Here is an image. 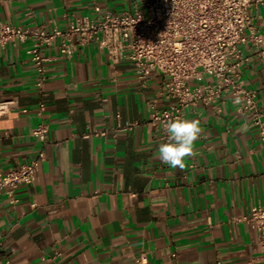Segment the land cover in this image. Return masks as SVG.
I'll list each match as a JSON object with an SVG mask.
<instances>
[{
    "label": "crops",
    "instance_id": "1",
    "mask_svg": "<svg viewBox=\"0 0 264 264\" xmlns=\"http://www.w3.org/2000/svg\"><path fill=\"white\" fill-rule=\"evenodd\" d=\"M96 3L121 12L134 0H0V24L65 30ZM250 13L264 35V6ZM60 42L44 49L42 86L31 40L0 46V99L18 100L0 120V169L45 154L16 204L0 196V264H261L257 231L243 219L264 204L258 127L228 97L219 110L198 102L185 115L201 122L195 154L171 168L158 158L164 126L152 121L169 103L161 74L141 86L132 62H114L98 40L70 57ZM263 47L244 45L242 73L264 103ZM40 123L46 142L33 135Z\"/></svg>",
    "mask_w": 264,
    "mask_h": 264
},
{
    "label": "built area",
    "instance_id": "2",
    "mask_svg": "<svg viewBox=\"0 0 264 264\" xmlns=\"http://www.w3.org/2000/svg\"><path fill=\"white\" fill-rule=\"evenodd\" d=\"M255 6H264V0H134L132 10L121 12L96 3L92 14L70 20L65 30L1 23L0 46L31 40L27 52L38 70L37 84L42 86L46 63L51 60L44 53L46 47L59 38L61 55L70 57L79 46L98 40L114 62H132L141 86L155 73L161 74L160 96L169 103L154 108L153 122L164 126L168 120L185 119L187 109L198 102L219 110L228 97L247 123L258 127L264 141V103L255 89L246 86L242 73L247 60L244 45L253 41L264 46V35L255 29L250 13ZM204 78L205 82L195 83ZM17 107L16 97L0 99V120ZM40 107L43 110L45 104ZM48 132V125L40 123L33 135L46 142ZM164 135L167 139L165 130ZM44 156L40 152L29 162L0 169V196L5 191L16 204L17 188L35 181ZM243 219L257 231L264 264V204L253 206ZM138 261L146 263L147 256Z\"/></svg>",
    "mask_w": 264,
    "mask_h": 264
},
{
    "label": "clouds",
    "instance_id": "3",
    "mask_svg": "<svg viewBox=\"0 0 264 264\" xmlns=\"http://www.w3.org/2000/svg\"><path fill=\"white\" fill-rule=\"evenodd\" d=\"M200 123L199 120L181 118L168 120L164 125L167 142L158 146L160 161L171 168L182 170L185 167V159L195 154L194 144L202 133Z\"/></svg>",
    "mask_w": 264,
    "mask_h": 264
}]
</instances>
